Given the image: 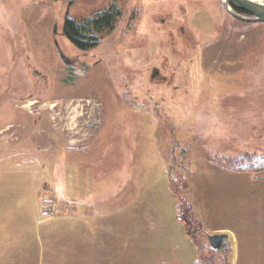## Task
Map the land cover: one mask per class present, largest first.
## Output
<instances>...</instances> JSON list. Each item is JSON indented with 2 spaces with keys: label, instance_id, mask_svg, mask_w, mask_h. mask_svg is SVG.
I'll list each match as a JSON object with an SVG mask.
<instances>
[{
  "label": "rangeland",
  "instance_id": "374dc122",
  "mask_svg": "<svg viewBox=\"0 0 264 264\" xmlns=\"http://www.w3.org/2000/svg\"><path fill=\"white\" fill-rule=\"evenodd\" d=\"M114 2L121 16L98 47L82 52L66 39L65 17L82 20ZM220 156L264 158V22L236 19L222 0H0V179L29 180L18 195L24 207L6 203L16 191L0 182V256L233 264L227 240L213 251L193 205L206 204ZM67 158L68 185L80 160L91 163L85 174L97 182L86 209L52 191ZM171 178L200 223L195 237L179 219ZM22 219L26 235L8 226ZM255 239L240 238L235 264H264Z\"/></svg>",
  "mask_w": 264,
  "mask_h": 264
},
{
  "label": "crops",
  "instance_id": "0c3cea01",
  "mask_svg": "<svg viewBox=\"0 0 264 264\" xmlns=\"http://www.w3.org/2000/svg\"><path fill=\"white\" fill-rule=\"evenodd\" d=\"M212 116L216 118L214 115ZM227 132L226 135L229 136L230 133L229 131ZM221 134L225 135L224 132L219 133V135ZM220 146L222 147V145ZM227 147L224 146L225 150L229 152V146ZM225 150L223 152H226ZM55 161L57 160L52 161L53 166ZM65 161H63L64 167L62 166L60 170L61 178H55L54 187L49 182H45V189H48V186H52L54 194H57L56 190H62L60 197L63 201L67 202L68 206H71L72 210L76 208L86 209L85 207L90 206L94 202L89 192L93 193L92 186L97 182L96 180H90L89 175L85 174L86 170L84 168L89 167L91 163L80 160L77 165L80 168V172L76 175L75 173H71V171H75H69V178L72 179H70L68 185L65 178L66 171L68 170L67 166L73 168L74 164L73 161L71 162V159L67 158ZM209 175L210 178L207 180L205 194L206 204L199 203L195 198L193 205L210 234L228 235L227 241L232 249L230 260L235 264L240 261L239 257L241 256L240 238L254 236L256 238L255 244L262 249L264 248V243L260 242V239L264 235V171L259 173L232 171L224 168L221 164H215ZM0 182L5 184L3 187L5 192L16 191L17 196L7 199L6 203L24 207L26 201H23L18 195L20 192H25V187L29 180L25 178L17 180L0 179ZM13 184L22 185L15 186ZM75 188L76 190H74ZM0 205H3L1 200ZM210 224H213V227ZM36 225L38 226L39 223L37 222ZM1 226L4 225H0V228ZM8 226H11V230L20 231L21 234L26 235L31 232V225L28 224L26 219ZM5 237L6 234L0 232V239ZM29 260H31V255L23 256L14 253L11 256H0V264H21L20 262H27Z\"/></svg>",
  "mask_w": 264,
  "mask_h": 264
},
{
  "label": "trees",
  "instance_id": "16d2710c",
  "mask_svg": "<svg viewBox=\"0 0 264 264\" xmlns=\"http://www.w3.org/2000/svg\"><path fill=\"white\" fill-rule=\"evenodd\" d=\"M45 1L53 2L57 0ZM121 13L122 11L118 8L117 3L114 2L108 8L98 11L82 20H75L67 16L63 22L64 36L76 49L80 51L85 52L93 50L99 46L101 36L109 33L115 28V24L118 18H120ZM221 157L222 156L218 157L217 161L219 160L218 162L221 163L223 167L232 171H245L251 173L264 171V158L254 159L248 157V159L244 160L231 161L229 159L225 160ZM171 185L173 190L179 196V219L184 222L188 233L192 237H195V230L200 228V223L198 222L190 203L184 199L183 194L176 188L173 179L171 180ZM226 246L227 242L225 241L221 247L222 249L213 248V251L216 253H222ZM199 252L201 253L200 246ZM199 262H201V259Z\"/></svg>",
  "mask_w": 264,
  "mask_h": 264
},
{
  "label": "water",
  "instance_id": "95a60500",
  "mask_svg": "<svg viewBox=\"0 0 264 264\" xmlns=\"http://www.w3.org/2000/svg\"><path fill=\"white\" fill-rule=\"evenodd\" d=\"M222 2L225 9L238 20L248 23L264 22V0H223ZM62 57L67 62V58L64 55ZM208 239L213 248L219 249L228 236L227 234H212Z\"/></svg>",
  "mask_w": 264,
  "mask_h": 264
},
{
  "label": "built area",
  "instance_id": "2783aa9c",
  "mask_svg": "<svg viewBox=\"0 0 264 264\" xmlns=\"http://www.w3.org/2000/svg\"><path fill=\"white\" fill-rule=\"evenodd\" d=\"M43 205H44V211H43L44 215H51L56 210V207H55L56 204L51 198L45 199Z\"/></svg>",
  "mask_w": 264,
  "mask_h": 264
},
{
  "label": "flooded vegetation",
  "instance_id": "af4514ba",
  "mask_svg": "<svg viewBox=\"0 0 264 264\" xmlns=\"http://www.w3.org/2000/svg\"><path fill=\"white\" fill-rule=\"evenodd\" d=\"M240 12V11H239ZM242 13V12H241ZM91 51V50H90ZM82 52H84V51H82ZM85 52H87V51H85ZM67 62L69 63V64H72V63H74V61L73 60H71V59H69V58H67Z\"/></svg>",
  "mask_w": 264,
  "mask_h": 264
},
{
  "label": "bare ground",
  "instance_id": "6f19581e",
  "mask_svg": "<svg viewBox=\"0 0 264 264\" xmlns=\"http://www.w3.org/2000/svg\"><path fill=\"white\" fill-rule=\"evenodd\" d=\"M223 1V0H222Z\"/></svg>",
  "mask_w": 264,
  "mask_h": 264
}]
</instances>
